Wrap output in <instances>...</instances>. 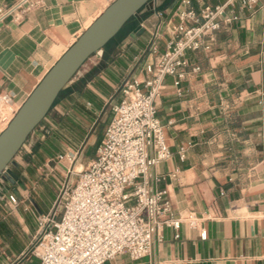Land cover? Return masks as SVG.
Returning a JSON list of instances; mask_svg holds the SVG:
<instances>
[{
  "label": "crops",
  "instance_id": "crops-1",
  "mask_svg": "<svg viewBox=\"0 0 264 264\" xmlns=\"http://www.w3.org/2000/svg\"><path fill=\"white\" fill-rule=\"evenodd\" d=\"M182 1L153 0L128 33L92 55L16 156L22 184L0 187V264H40L37 216L52 213L60 185L74 187L95 158L124 86L148 78L171 46ZM191 1L199 9L229 0ZM112 2L44 0L21 22H0V95L21 107ZM230 10L238 21L208 36V49L187 51L184 77L177 84L178 76H166L156 99L171 156L142 179L165 192L181 226H164L150 255L122 253L104 264H264V0L253 7L235 0ZM191 213L196 226L185 220Z\"/></svg>",
  "mask_w": 264,
  "mask_h": 264
},
{
  "label": "built area",
  "instance_id": "built-area-1",
  "mask_svg": "<svg viewBox=\"0 0 264 264\" xmlns=\"http://www.w3.org/2000/svg\"><path fill=\"white\" fill-rule=\"evenodd\" d=\"M234 1L199 9L191 0L182 1L174 41L155 66L149 67L148 78L124 86V98L114 106L113 119L95 158L66 193L61 218L55 220L52 213L37 216L44 235L33 255L40 264H104L122 253L140 259L152 253L164 226L180 228L182 218H173L165 192L151 190L142 179L151 167L171 156L156 99L164 90L166 76H178L177 84L184 77L182 70L189 66L187 51L208 49V36L238 21V13L230 10ZM241 1L249 7L256 3ZM42 6L44 0H16L0 7V22L8 17L21 22ZM19 109L12 96L0 95V133ZM6 176L5 172L0 178V187L8 183ZM5 198L12 207L19 203L8 190ZM185 220L191 226L198 223L193 213ZM50 223L53 229H48Z\"/></svg>",
  "mask_w": 264,
  "mask_h": 264
},
{
  "label": "water",
  "instance_id": "water-1",
  "mask_svg": "<svg viewBox=\"0 0 264 264\" xmlns=\"http://www.w3.org/2000/svg\"><path fill=\"white\" fill-rule=\"evenodd\" d=\"M153 0H114L54 64L22 104L7 128L0 133V178L7 173L11 184H22L12 168L30 135L43 122L64 88L84 63L122 30L126 23ZM7 190V189H6Z\"/></svg>",
  "mask_w": 264,
  "mask_h": 264
},
{
  "label": "rangeland",
  "instance_id": "rangeland-1",
  "mask_svg": "<svg viewBox=\"0 0 264 264\" xmlns=\"http://www.w3.org/2000/svg\"><path fill=\"white\" fill-rule=\"evenodd\" d=\"M42 125H43V122L30 135L29 139L27 140V142L25 143V145L22 147L21 151L24 152V148H25L26 145H28V141L31 139L32 135L41 128ZM21 151L17 154V156L21 154ZM72 188H73V185L69 184L68 182H63V184L60 185V188L57 189V198H56V202H55L54 209L52 211V215H54L55 218L56 217H59L62 214V212H63V206H64L65 201H66V198H67V194L66 193H69V191Z\"/></svg>",
  "mask_w": 264,
  "mask_h": 264
},
{
  "label": "trees",
  "instance_id": "trees-1",
  "mask_svg": "<svg viewBox=\"0 0 264 264\" xmlns=\"http://www.w3.org/2000/svg\"><path fill=\"white\" fill-rule=\"evenodd\" d=\"M136 16L132 17L127 23L126 25L122 28V30L104 47V49L109 46L112 42H114L116 39L120 38L121 36H123L124 34L128 33L134 20H135ZM64 90H62V92L60 93V95L63 93ZM59 95V96H60ZM58 99V98H57ZM57 101V100H56ZM56 103V102H55ZM54 103V104H55ZM54 106V105H53Z\"/></svg>",
  "mask_w": 264,
  "mask_h": 264
}]
</instances>
